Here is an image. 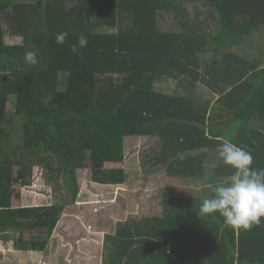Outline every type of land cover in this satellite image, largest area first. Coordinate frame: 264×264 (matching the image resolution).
<instances>
[{
	"label": "trees",
	"instance_id": "16d2710c",
	"mask_svg": "<svg viewBox=\"0 0 264 264\" xmlns=\"http://www.w3.org/2000/svg\"><path fill=\"white\" fill-rule=\"evenodd\" d=\"M198 2L217 22L213 35L203 29ZM3 3L0 200L12 194L16 181L29 185L35 165L65 176L74 203L80 169L90 168L95 183H126V170L107 163L124 157L128 136L158 138L152 159L175 177L207 178L208 158L225 140L249 151L253 168L264 169V51L237 48L264 28V0H8L6 8ZM162 12L177 29L160 28ZM7 28L23 43H6ZM63 32L65 43L57 44ZM81 35L88 44L76 55L70 48ZM30 50L38 53L35 66L24 61ZM168 77L180 80L179 89L157 88ZM197 82L219 94L214 103L198 95ZM20 130L21 143L15 144ZM233 171L219 159L208 188L164 197L161 216L119 221L115 233L106 235L104 264H264V218L250 230H234L218 212L204 219L196 214ZM68 204L9 207L0 201V238L14 240L17 250L44 251Z\"/></svg>",
	"mask_w": 264,
	"mask_h": 264
},
{
	"label": "rangeland",
	"instance_id": "374dc122",
	"mask_svg": "<svg viewBox=\"0 0 264 264\" xmlns=\"http://www.w3.org/2000/svg\"><path fill=\"white\" fill-rule=\"evenodd\" d=\"M2 1H4L3 7L6 8L8 0ZM188 5L192 7L193 4ZM196 6L200 11V19L205 24L203 29H205L206 33L213 35L218 29L217 22L212 17L208 19L209 12L203 3L198 2ZM163 13L165 12L160 14V28L165 30L177 29L174 19L168 14ZM92 19L97 20L98 16ZM7 26V23L4 22V27L6 28ZM101 29L103 31L116 30L107 26H103ZM245 38L246 44L237 48L248 51L249 47H251V52H255V55L260 51H264V28L260 29V31L254 30ZM5 42L8 44H20L23 43V38L11 35L7 28ZM186 83L189 84V82ZM179 85L180 80L168 77L159 82L157 88L173 92L179 89ZM193 88L196 89L199 96L213 103L219 97V94L214 93L204 83L197 82L196 87ZM16 102V96H11L7 105V111L10 115H15ZM15 117L17 125L21 126L23 124L21 117L18 115ZM21 135L22 131L20 130V134L15 135V144L21 143ZM159 145L160 140L158 138L146 136H128L125 138L124 157L117 162L112 161L106 163L108 168H124L127 174L126 183L113 185L95 183L92 181L90 168L80 169L78 171V177L81 188L76 203L71 200V190L65 183V176L56 178L55 172L46 169L42 165L34 166L29 185L23 184L20 180L16 181L11 188L12 194L10 196H1L5 197V199L0 201L9 207L52 205L61 200L68 201L69 204L66 206L61 225L65 224L64 226L66 227H70L71 225L74 227L76 234L81 229H89L91 226L103 227L105 232L95 233L93 235L91 233V240H94L96 243L98 241L105 244L106 235L108 233H115L119 220H124L125 218L122 214L124 212L122 205L124 207L128 206L127 210H129L130 208L134 209L136 206L143 208L142 204L145 203L147 204V209H143L140 215H144L145 213L160 215L162 214L164 197L191 196L192 194H198L201 189L209 187V177L215 172L219 162V150L212 151L208 158L207 167L209 176L207 178H180L171 176L168 174L164 165L157 166L153 161L152 157L158 151ZM19 169V166H15V175L18 174ZM208 191L210 192L211 190ZM132 217L134 218V216ZM137 217L140 218V216ZM19 235V233H14L15 238ZM85 235H88L86 231ZM26 238H29L28 232H26ZM0 242V249L3 248L6 252L7 248L11 249L14 246V240H3L0 238ZM6 252H0V264H22L23 261L24 263H28V256L20 258L7 254L8 252ZM105 258L103 251L102 255H98L95 264H104ZM30 264L34 263L30 261Z\"/></svg>",
	"mask_w": 264,
	"mask_h": 264
},
{
	"label": "clouds",
	"instance_id": "9594fccd",
	"mask_svg": "<svg viewBox=\"0 0 264 264\" xmlns=\"http://www.w3.org/2000/svg\"><path fill=\"white\" fill-rule=\"evenodd\" d=\"M67 36V32L58 33L56 43L63 45ZM87 44V37L81 35L70 51L79 55V50ZM24 61L30 66L37 65V51H26ZM218 155L224 165L234 170L233 174L212 188L213 195L203 200L197 216L204 219L218 212L225 225L234 230H250L260 225L264 218V169L253 168L252 154L228 140L219 146Z\"/></svg>",
	"mask_w": 264,
	"mask_h": 264
},
{
	"label": "crops",
	"instance_id": "0c3cea01",
	"mask_svg": "<svg viewBox=\"0 0 264 264\" xmlns=\"http://www.w3.org/2000/svg\"><path fill=\"white\" fill-rule=\"evenodd\" d=\"M142 206L143 208H138V206H136L134 209L130 208L127 210L128 206L124 207L122 205L124 210L122 214L125 218L124 220L119 221H126L130 219L131 216H134L135 218H139L137 216H140V218L143 216H151L152 213L147 214L145 211H143V213H145L144 215H140L143 209H147V204L143 203ZM161 215L162 214H160V216ZM61 221L59 222L46 250H17L15 246H13L11 249L7 248L8 253L3 248L0 249V252H6L7 254H11L15 257L18 256L20 258L28 256V263H24L23 261L22 264H30V261L34 264H95L98 255H102L104 251V244L98 241L96 243L94 240H91V237L95 233H104L105 230L103 227H93L90 225L91 228L81 229L76 234L74 227L71 225L70 227H66L64 226L65 224L61 225ZM82 231H84V233H82ZM85 231L88 235H85Z\"/></svg>",
	"mask_w": 264,
	"mask_h": 264
}]
</instances>
